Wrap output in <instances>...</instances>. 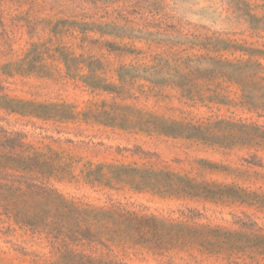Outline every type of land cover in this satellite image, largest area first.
<instances>
[{
	"label": "rangeland",
	"instance_id": "374dc122",
	"mask_svg": "<svg viewBox=\"0 0 264 264\" xmlns=\"http://www.w3.org/2000/svg\"><path fill=\"white\" fill-rule=\"evenodd\" d=\"M235 48L264 52V0H0V135L75 161L77 179L44 180L47 187L81 204L122 206L143 218L133 241L70 246L109 259H62L60 243L0 209V264H264V148L243 146L240 129L230 125L264 126V117L239 105L194 103L170 87L147 99L142 79L127 78V94L118 97L93 92L82 78L96 71L119 87L120 76L136 68L173 71L187 59L248 58ZM218 83L241 102L239 88L222 79L206 87ZM53 104L81 113L132 107L212 127L202 142L8 110ZM86 166L125 180L113 188L91 185L81 175ZM148 169L169 173L161 180L179 183L180 192H138L139 179L132 184L125 175Z\"/></svg>",
	"mask_w": 264,
	"mask_h": 264
},
{
	"label": "trees",
	"instance_id": "16d2710c",
	"mask_svg": "<svg viewBox=\"0 0 264 264\" xmlns=\"http://www.w3.org/2000/svg\"><path fill=\"white\" fill-rule=\"evenodd\" d=\"M241 51L248 58L239 60L201 58L187 59L172 70L151 68H136L133 75L120 76L121 85L114 87L107 85V80L98 76L96 71L82 77L93 92L101 91L115 93L123 97L127 93V78L142 79L149 84V91L144 94L147 99L160 96V90L165 87L178 89L182 98L205 106L218 104L224 106H241L249 113L264 117V52L259 50ZM175 62H180L176 59ZM200 66H206L201 71ZM69 67V66H68ZM69 76L76 79L69 67ZM222 79L235 85L241 91V102L234 103L228 95L219 91L222 84L215 89L206 87ZM202 81H207L203 84ZM111 111L94 113L77 112V107L69 104L39 105L38 111H20L11 108V113L22 116H32L45 121L54 120L63 123L80 122L96 123L121 129L137 131L147 135H164L174 138H186L195 141H208L204 137L210 132L212 124H195L186 120H174L154 112L135 110L132 107L112 106ZM121 112V114H118ZM234 129H240L243 146L264 148V126L256 123H231ZM254 144V145H253ZM75 161L64 153L54 152L51 148H36L26 146L18 138L0 135V209L4 214L15 219L17 224L30 227L38 232H44L51 237L52 243H60L59 250L62 259H109L83 251H73L70 246L94 247L108 242L133 241V231H141L142 219L134 212L122 206L110 208H94L68 199L57 190L47 187V180L60 181L70 178L77 179L73 174ZM103 167L92 169L86 166L81 172L86 183L103 185L113 188V182L123 183L125 179H115L103 173ZM135 174L129 178L132 184L139 179L136 190L138 192L151 191L160 194L180 192L179 183L161 180L162 176L170 175L152 169L134 170ZM125 178V177H122ZM80 181V179L78 180ZM135 182V183H134ZM154 223H162L154 217L147 218ZM92 264H120L116 262L96 261Z\"/></svg>",
	"mask_w": 264,
	"mask_h": 264
}]
</instances>
